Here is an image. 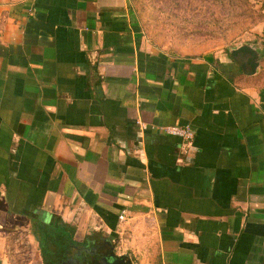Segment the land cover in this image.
<instances>
[{"label": "crops", "instance_id": "0c3cea01", "mask_svg": "<svg viewBox=\"0 0 264 264\" xmlns=\"http://www.w3.org/2000/svg\"><path fill=\"white\" fill-rule=\"evenodd\" d=\"M143 27L132 0H0V264L54 223L132 264H264L259 72Z\"/></svg>", "mask_w": 264, "mask_h": 264}, {"label": "rangeland", "instance_id": "374dc122", "mask_svg": "<svg viewBox=\"0 0 264 264\" xmlns=\"http://www.w3.org/2000/svg\"><path fill=\"white\" fill-rule=\"evenodd\" d=\"M132 1L145 33L164 49L216 61V58H232L231 50L246 44L263 47L264 0ZM257 78L264 88V58ZM90 234H76L75 238L78 241L96 238ZM20 235L12 236V245L5 248L4 264H47L41 240L34 230ZM97 236L109 238L106 234ZM18 238L21 240L16 243ZM45 247L50 253L55 250L50 242Z\"/></svg>", "mask_w": 264, "mask_h": 264}, {"label": "flooded vegetation", "instance_id": "af4514ba", "mask_svg": "<svg viewBox=\"0 0 264 264\" xmlns=\"http://www.w3.org/2000/svg\"><path fill=\"white\" fill-rule=\"evenodd\" d=\"M95 235L96 238L77 241L79 245L70 248L66 252L55 249L56 251L54 250L52 255L45 259L46 262H49L48 264H64L77 259L81 264H103V261H109L113 254L117 255L115 243L111 239L97 236L99 234Z\"/></svg>", "mask_w": 264, "mask_h": 264}, {"label": "water", "instance_id": "95a60500", "mask_svg": "<svg viewBox=\"0 0 264 264\" xmlns=\"http://www.w3.org/2000/svg\"><path fill=\"white\" fill-rule=\"evenodd\" d=\"M231 57L238 62L243 73L252 76L259 72L264 55L262 49L246 44L231 50ZM70 261L64 264H81L77 259ZM103 264H132V261L127 256L113 254L110 260H104Z\"/></svg>", "mask_w": 264, "mask_h": 264}, {"label": "trees", "instance_id": "16d2710c", "mask_svg": "<svg viewBox=\"0 0 264 264\" xmlns=\"http://www.w3.org/2000/svg\"><path fill=\"white\" fill-rule=\"evenodd\" d=\"M262 50L264 51V44H263ZM263 55H264V52H263ZM41 231L42 232H40L39 234H35V235L38 239L41 240L43 256L45 259H47L48 256L52 255V253H50L48 249L45 247L46 242L53 243V245L55 246V249L61 252H66L70 248L76 245H79V243L74 240L75 230L68 224L54 223L52 228L51 227L46 228Z\"/></svg>", "mask_w": 264, "mask_h": 264}, {"label": "built area", "instance_id": "2783aa9c", "mask_svg": "<svg viewBox=\"0 0 264 264\" xmlns=\"http://www.w3.org/2000/svg\"><path fill=\"white\" fill-rule=\"evenodd\" d=\"M162 132L165 135L177 137L185 142H192L195 137L194 129L189 126H164L161 128ZM127 217L126 211H122L121 215L119 216L120 220L123 221Z\"/></svg>", "mask_w": 264, "mask_h": 264}]
</instances>
